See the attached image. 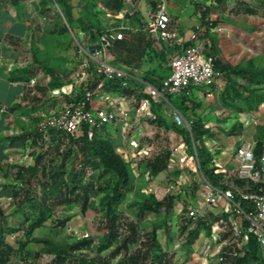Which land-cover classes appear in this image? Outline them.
Wrapping results in <instances>:
<instances>
[{"label": "rangeland", "instance_id": "1", "mask_svg": "<svg viewBox=\"0 0 264 264\" xmlns=\"http://www.w3.org/2000/svg\"><path fill=\"white\" fill-rule=\"evenodd\" d=\"M36 1L40 24L32 27L27 38L18 43V61L28 71V81L35 79L34 85L40 95H30L21 113L11 115L7 110H0V144L13 137L23 138V142L18 140L13 145L15 148L12 150L17 154L14 160H0V208L4 214V226L6 224L10 230L6 233V240L14 247L8 263L48 264L50 256L44 253V244L39 240L49 239L56 245H71L88 239L92 241L91 247L79 253L94 259L96 264H127L131 257V264H157L162 254L164 257L159 264H217L218 255L207 258V263L205 260L200 261L203 255L201 251L207 244V226L201 228L199 237L192 244L187 243L185 228H191L197 218L190 221L186 216V207L189 201L194 204L201 199V173L194 142L185 131L178 128L189 131L191 121L201 120L209 130L203 137L204 144L215 153L223 151V156L231 154L240 139L264 142V120L254 117L253 113L259 107L264 108V103H257L259 99L264 100V84L249 83L240 77H225L220 74L210 85L193 90L192 97L183 103V107H179L189 122V129L177 126L170 117L162 114L160 116L164 125L158 126L151 121L153 119L137 112L141 97L139 90L142 87L134 78L146 80L145 76L148 74L149 78L159 84L165 72L162 70L165 67L159 64L163 62L166 65L167 57L146 53V37L142 38L139 45V34L134 33L124 41L110 42L105 57L98 58L94 53L97 39L91 41L88 35H83V39H80L82 31L77 18L81 0ZM86 1L87 16L93 24L92 32L98 35L101 31L124 22L118 17L124 10L130 12L127 16L131 25L143 23L147 10L158 2ZM244 3L246 2L243 0H200L196 4L187 0L185 12L181 9H173L172 12L179 14V19L183 22V15L195 5L194 14L188 19L193 28L197 25L207 28L216 45V57L220 61L238 68L264 69V0H251L247 3L253 6L251 8L256 13L244 11ZM203 8L211 9V12L201 16ZM135 11L138 13L133 16ZM205 52L208 53V50ZM98 59L129 73L130 77L126 79V85H123L124 90L120 92L124 101L113 104L112 108L117 110L122 103L129 110L128 123L133 124L139 119L142 124L140 130H129L126 126L123 128L117 118L104 128L101 135L111 141L115 151L120 146L132 154L140 150L149 152V155H137L127 163L130 175L127 187L122 190L124 197L118 204H112V214L117 216L118 238L101 252L97 251L96 246L104 240L108 222L107 204L118 178L114 172L103 171L102 167L93 169L89 165H82V155L70 145L69 137L59 136L61 144H57L45 125L48 115L57 114L70 104L76 107L86 102L85 109L93 114L98 106H108L107 103H101L99 96H92L89 101L86 97L91 79L101 76L97 71L100 67ZM53 80L62 84L56 88L59 89L58 92L50 88ZM63 87H66V93L60 90ZM105 89L110 91L106 86ZM36 132L41 133V137L37 146L31 148L32 135ZM213 140L217 141L215 145ZM71 148L74 151L69 154L68 150ZM33 152L43 155L40 170L45 168L49 174L64 170L66 177L70 171L82 168V188L73 203L54 209L44 225L33 231L32 235L37 241L29 242L21 250L17 242L23 238L29 223L25 218L28 216L32 219L34 213L20 206V202L28 191L33 195L39 193L41 171L38 175H33L27 170H19L20 167L27 168L33 164ZM166 153L167 168L156 176L149 174L147 162ZM234 170L235 165L231 161L225 173L226 179L231 182L235 181L232 177ZM13 192L18 193L17 197L13 196ZM85 195L88 200L83 211ZM151 196L156 200H164L163 206L158 211L140 213L139 204L151 199ZM169 197H173L171 207L168 206ZM221 204H224L223 201ZM203 213L212 220L221 215L217 210L213 211V208H205ZM63 220L66 221L61 224ZM153 236L159 242L160 249L153 248ZM226 238L227 259L223 261L232 264L236 247L242 248L247 240L240 241L239 246H236L230 240V233ZM118 246L121 250L114 255ZM259 250L257 258L251 264H264V248L260 244Z\"/></svg>", "mask_w": 264, "mask_h": 264}, {"label": "built area", "instance_id": "2", "mask_svg": "<svg viewBox=\"0 0 264 264\" xmlns=\"http://www.w3.org/2000/svg\"><path fill=\"white\" fill-rule=\"evenodd\" d=\"M168 1L158 0L154 8L147 10V17L142 25H131L127 16L130 12L121 11L118 17L124 22L114 28L101 31L95 42L94 53L98 58H103L110 42L129 39L134 33L146 34L151 40V49L154 52L170 50L164 65L167 73L159 84L134 78L142 87L139 90L141 97L136 110L150 119L156 118L157 113L166 115L178 126L189 129L188 120L172 102L180 99L189 100L193 90L210 85L220 73L215 70L211 55L205 52L208 46L207 28L197 25L194 28L184 29L178 18L170 13ZM192 1L196 3L200 0ZM262 28L264 29V22ZM81 34L84 35L83 32ZM99 64L97 71L101 76L91 79L86 97L89 101L90 97L99 96L101 103H107L108 106H104L105 108L98 106L93 114L85 109L86 102L76 107L70 104L65 106L63 111L46 117L45 125L48 129L60 130L67 136L76 138L83 133V128L86 126V135L91 138L94 132L104 133V128L117 118L120 119L123 128L125 126L129 130L142 128L139 119L133 124L128 123L129 110L122 103L117 110L112 108L113 104L120 100L124 101L120 92L105 89V80L114 77L121 80L123 87L126 85V79L130 77L129 73L123 68L111 66L106 61L99 60ZM35 83V79L28 82L29 85ZM61 91L66 93L63 88ZM116 148L126 164L137 155H149L146 150L132 154L120 146ZM210 152L214 154V151ZM231 160L235 165L232 176L235 181L227 180L222 186L215 187L201 174L199 183L201 199L194 204L189 201L186 207V216L195 219L204 217L205 208H213V211L217 210L220 214H229L228 220L221 218L211 225V233L205 239L207 244L202 249L203 255L200 257V261L205 260V263L207 258L216 255L219 256V261L224 259L225 250L222 248L227 245V238L222 236L227 232L230 233L231 242L237 246L240 241L248 240L249 236H253L264 248V146L261 152L256 154L255 143L240 139L237 148L231 154ZM212 166H217L214 158L210 163V167ZM217 167L216 173H226V170ZM235 197H238L239 201H244L245 206L242 207L239 201L235 202ZM221 201L224 204H221Z\"/></svg>", "mask_w": 264, "mask_h": 264}, {"label": "trees", "instance_id": "3", "mask_svg": "<svg viewBox=\"0 0 264 264\" xmlns=\"http://www.w3.org/2000/svg\"><path fill=\"white\" fill-rule=\"evenodd\" d=\"M17 2L18 0H12ZM58 1V0H57ZM199 2H196L198 4ZM155 4L152 6L154 8ZM243 10L251 13H256L251 7L248 6L247 3L243 4ZM88 12V3L86 0H81L80 2V11L79 16L77 18V23L84 33V35H88L91 41L97 39L98 34L92 32L93 24L88 19L87 16ZM211 9L203 8L201 10V16H206ZM138 12H133V16H136ZM140 23L138 25H142ZM100 32V31H99ZM98 32V33H99ZM139 34L138 37V44L142 41V38L146 37L147 40V49L146 53L151 56H167V53L170 50H163L160 52H154L151 49V40L146 34L144 33H137ZM208 37V46L206 51L208 50V54L211 55L213 58V66L215 70H217L221 75H225V77L235 76L240 77L246 80L249 83L254 84H264V69H246V68H238L235 66H230L228 64L223 63L216 57V45L214 44L212 38L207 34ZM83 39V36L80 37ZM124 40H118L121 42ZM163 67L165 64L162 62L159 64ZM165 72L162 74V78L166 75L167 70L162 68ZM147 74L145 79L152 83L157 84L152 78L148 77ZM11 81H18V80H29L28 71L25 68H19L11 71L10 74ZM121 80L117 77L112 79L105 80V86L110 90H117L119 92H123V87L121 86ZM62 84L56 81H52L50 84L51 89H56L61 87ZM250 97H252V93H250ZM186 102V99H180L179 101L174 100L172 104L180 110L179 107ZM258 104L264 103V100L259 99L257 101ZM264 105V104H262ZM183 107V106H182ZM186 108V107H184ZM18 109V105H13L9 108V111H14ZM181 111V110H180ZM154 124L158 126L164 125V120L161 118L160 114L156 116L153 120H151ZM174 123V122H173ZM176 124V123H175ZM177 125V124H176ZM178 126V125H177ZM180 127V126H179ZM178 128V127H177ZM181 131H185V134L189 136V138L194 142L196 157L198 160V169L200 173L209 181L213 186L218 187L222 186L223 182L227 181L225 173L219 172L216 173L215 169H218L217 166L208 167V164L212 161V154L206 147L203 141V137L209 133V130L205 128L201 120L191 121L189 131L183 130L178 128ZM49 135L56 139L57 144L60 143L59 136H67L60 130L49 129ZM41 133L36 132L32 135V140L30 142V147L35 148L38 143V139H40ZM69 137V142L72 147H75L78 153L82 155V165H89L93 169H97L99 167L103 168L105 172H114L117 176V182L115 184V188L111 197L109 198L107 204V215H108V222L106 225V232L104 234V240L97 244L96 249L98 252H101L104 249L110 247L114 242H116L118 238V230H117V216L112 214V204H118L121 199L124 197V193L122 190L127 187L129 181V169L127 168V164L122 160L121 156L115 151L113 144L107 138H104L101 133L94 132L91 138H88L86 135V126L83 128L82 135L74 138ZM22 136H17L10 138L9 141L12 144L14 141H21ZM264 146V142L256 141L255 142V153L259 154ZM41 148L43 145L41 144ZM74 148L68 150V153H72ZM34 162L31 166L27 168L20 167L19 172L27 170L30 174L38 175V172L41 171V176L39 179V186L40 191L38 194L33 195L30 191L26 192L22 200L20 202V206H24V208L33 211L32 219H29L27 216L25 220L29 221L27 228L25 230L24 236L21 240H18V248L23 250L26 245L31 241H37L33 237V231L36 228H39L44 225L46 220L49 218L50 214L56 209L57 207L71 204L76 200V194L82 188V168L79 171H70L66 177H64V170L54 171L52 173H46L45 168L40 170V162L43 158L41 153H34ZM168 162V154L156 156L154 159L149 160L147 162V170L149 174L152 176L158 175L160 172L164 171L167 168ZM18 193L13 192V196L17 197ZM169 204L168 206L171 207L173 197H169ZM88 197L85 195L82 210L86 209ZM164 200H156L153 196L151 199L145 200L141 204H139V212L142 213L144 211H158L163 206ZM235 202L239 201L238 197H235ZM242 207L245 206L244 201H239ZM26 211V210H25ZM24 213L26 214V212ZM4 214L3 210L0 208V264H9V258L12 254L14 247L13 245L6 240V233L9 232L8 226H4ZM229 214L223 213L220 216L216 217L214 220L201 217L197 218L194 222V225L187 230V243L190 245L192 244L198 237L201 228L207 226L206 234L210 235L211 233V225L218 221L219 219L223 218L228 220ZM3 219V220H1ZM190 221L193 218H189ZM66 220L61 221V224H64ZM229 232L223 234V238H226ZM44 244V253L50 256V260L48 264H96L94 259L86 258L85 255L79 253V251L83 249H88L92 245V241L88 239H82L78 242L71 244V245H56L53 244L49 239L39 240ZM153 248L160 249V244L156 241L155 237L151 238ZM125 247L126 243L123 244ZM235 245V244H234ZM237 246V245H236ZM227 246H224L222 250H225ZM121 247L118 246L114 250V255L119 253ZM259 244L255 240L253 236H249L248 240L243 244L242 248L236 247V254L233 255L232 264H251V261L257 258V254L259 253ZM164 257V254L159 256L161 260ZM224 259H227V254H223ZM129 262L127 264H131L132 257L128 259ZM160 260H157V264L160 263ZM223 260L219 261L217 264H228ZM118 264H123V262H119ZM153 264V263H152Z\"/></svg>", "mask_w": 264, "mask_h": 264}, {"label": "crops", "instance_id": "4", "mask_svg": "<svg viewBox=\"0 0 264 264\" xmlns=\"http://www.w3.org/2000/svg\"><path fill=\"white\" fill-rule=\"evenodd\" d=\"M243 1L248 4L251 2V0ZM186 2L187 0H185V2H183V0L168 1V9L170 13L178 18L184 29L193 28V24L190 23L188 18L194 14L195 5L190 7L189 12L183 15V18L185 19L183 22L179 19V14L172 12V10L181 9V11L185 12L187 6ZM248 6L253 7L250 5ZM257 16L259 17L260 15ZM39 22L40 15L37 9L36 0H18L17 2L12 0H0V110L4 112L7 110V113L11 115L13 113L22 112L30 95H40L36 86L29 85L28 80L11 81L10 79L11 71L23 67L18 61V43L25 40L32 32L31 28L40 24ZM13 105H18V109L9 111V108ZM253 113L254 117L264 120V108L259 107V109L253 111ZM212 142L213 145L217 143L215 140ZM16 143L17 142L14 141L11 144L10 141L7 140L0 144V160H14L17 154L13 152L12 148H15L13 145H16ZM208 149L214 151L210 147ZM222 152L223 151L215 153L214 151L212 157L215 159L216 165L219 166L220 170L224 169L227 171L228 165L232 161V153H227L226 156H223L221 155Z\"/></svg>", "mask_w": 264, "mask_h": 264}, {"label": "bare ground", "instance_id": "5", "mask_svg": "<svg viewBox=\"0 0 264 264\" xmlns=\"http://www.w3.org/2000/svg\"><path fill=\"white\" fill-rule=\"evenodd\" d=\"M55 90H56V92H58L59 89H55ZM60 90H61V89H60ZM63 90L66 91V87H63Z\"/></svg>", "mask_w": 264, "mask_h": 264}]
</instances>
